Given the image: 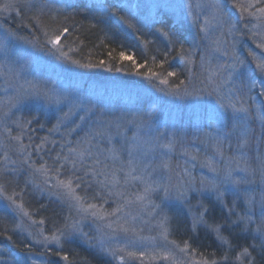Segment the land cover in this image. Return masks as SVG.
Listing matches in <instances>:
<instances>
[{
    "label": "snow or ice",
    "instance_id": "1",
    "mask_svg": "<svg viewBox=\"0 0 264 264\" xmlns=\"http://www.w3.org/2000/svg\"><path fill=\"white\" fill-rule=\"evenodd\" d=\"M64 3V8H56L52 0H43L39 4L33 3L32 0H25L23 4L20 0H5V3L0 4V12L15 10L16 14L20 15L23 8L34 10V14L28 19L43 30L45 37H48L46 43L52 45L49 51L53 56L58 54L57 58H63L80 67H94L91 63L81 64L78 60L70 59L68 52H65L64 46L61 45V38L69 34L68 26L57 28L51 36L45 30L46 26L41 20L43 16H48L50 20H56L58 16H63L64 20L73 19L72 14L66 13L65 9L73 8L75 5L68 0H64ZM155 7L163 9L185 7V5L157 4ZM186 7L189 11L192 10L191 0ZM234 7L241 13V18L247 16L256 20L257 23L253 24L252 28H249L247 23L244 28L250 33V39L259 40L256 44L259 52L248 50V56L255 62V69L251 72L246 61L237 53L235 40L230 45L231 51L225 49L221 52L220 39L212 38V44L216 47H206L200 56L199 69L200 74L204 76L202 83L210 85L207 95L215 97L216 106L225 111L230 109L232 112L231 123L217 121L212 125V131L202 134L201 144L211 150V155H204L201 159L199 149L197 154H191L184 147L183 139L177 133H160L153 138L160 141L163 137V142L158 146L172 152L179 145L183 149L182 154L188 158L185 166L182 167L177 162L173 167L170 157L158 163H144L141 157L147 153L140 150L139 142L142 137L139 134H134L132 137L136 143H130L126 148L123 145L117 148L113 144L112 129L115 127L119 135L118 130L121 127L118 118L116 121L100 119L95 122L92 129L75 142L65 141L61 145V151L50 157L51 163H49L40 154H50L54 151L48 145L55 144V141H49L47 137H44L38 138V142H33L32 136L28 135L27 139L30 143L23 142L27 132L34 131L30 127L33 120H14L13 123L20 129L16 135H12V129L5 125L4 132L7 134L9 143L0 145L5 149L0 155V166H2L0 176L17 171L16 167L9 168V165L18 163L28 165L33 176L39 175L43 178L44 185L55 181L51 183V188L55 189L56 198L64 202L69 212L63 218L62 224L54 223L53 230L45 235L43 227L45 220L33 219L25 210L23 203H17L15 197L20 194L14 191L12 195H7L5 185L0 184V199L7 201L6 210L11 211L14 217L17 215L28 217L32 225L38 226L36 234L39 239H33L32 245H39L43 249L36 254L40 257L37 259L29 246L27 251L17 258L16 264H54L50 260L45 261L43 259L45 256H55L64 264H81L80 261L70 258L69 252L64 251L65 243H71L77 238L85 242L89 248L97 250L104 256H110L113 260H118L120 264H129V261L133 264L137 261L139 264H157V262H163V264H264V111H262L264 106L249 103L253 100L251 93L254 90L258 89V94L264 96V0H240L234 3ZM118 8L120 6L113 5V10L110 11L105 0H98L91 6V10L99 14L98 18L101 22L107 21L115 24L116 27L123 24L128 29L139 32L140 28L125 17L119 16L117 19ZM195 8L208 10L205 12L202 24L199 23L200 15L193 13L192 22L197 25V36L201 32L204 33L201 39H208L210 30H220L226 24L229 25V34L235 28L224 13L220 0L197 3ZM156 25L161 26L156 27ZM91 26L96 27L95 24ZM144 26L157 38H163L166 41L168 51L163 53L165 59L160 62L161 66L167 62L169 53L174 49L177 50V56L180 59L193 67L196 66L193 57L196 55L194 49L197 46L185 48L184 41L187 38L177 35L166 19L152 18L151 23ZM223 35L224 33L221 32V36ZM68 51L71 52L72 49ZM217 52L228 57L229 62L213 63L216 59L214 54ZM111 55L110 52L109 56ZM119 58L130 59L133 64H136V61L123 51L119 53ZM152 59L155 61L156 58L152 57ZM99 63L104 64V61L101 60ZM136 66L140 68L144 65L136 64ZM167 76L176 77L177 73L168 71ZM152 77L159 79L161 85H169V80L161 78L157 73H152L149 79ZM237 80L240 81L239 86L236 84ZM184 84L185 81L181 80L178 84L170 86L167 90L168 94L200 95L203 92V89H194L192 93H189L188 89L183 87ZM225 87L229 89L227 94L223 92ZM160 91L165 89L161 88ZM32 97L43 99L49 104L67 103L69 105L68 111L63 112L58 125L55 126L71 124L72 127L68 130L69 135L82 127L81 124L76 123V119L87 122L89 117L96 114L95 107L90 103L89 105H85L82 101L73 103L67 96H61L51 89L28 82V87L18 84L8 100V111L4 113V116L7 117L13 108H17ZM85 110H87V116L79 115ZM252 121H258V127L251 126ZM129 123H134L140 129L144 121L141 118L139 123L136 121H129ZM40 126L43 127V125ZM48 131L52 133L54 129L50 128ZM124 152H127L126 157L123 155ZM9 153L18 155V159L13 160ZM137 153L140 155L138 156ZM33 154L37 155L41 161L38 167L32 160ZM189 160L198 161L201 167L208 168L213 173V177L208 179L203 176H194L191 169L187 167ZM137 184L143 186L142 190H131L135 189ZM230 189L233 198L229 204L226 196ZM159 192L164 193L159 203L150 199L152 193ZM173 194H175L174 197ZM192 194L200 197L195 205V212L192 211ZM208 197L213 199L212 205L203 202ZM173 198L188 207L192 232L203 228L207 234L214 237L220 250L219 258L215 250L206 255L198 248H194L189 240H184L182 243L169 240L171 218L164 211V207ZM241 203L245 205L243 211L238 210ZM215 204H219L222 209L220 217L213 215ZM105 205H111V207L106 208ZM89 221L96 225L94 229L97 233L96 237L84 231ZM16 228L22 229L23 225L18 223ZM145 228L157 232L158 237L164 242L163 248H153L151 251L146 248L140 251L130 250V248H141L145 239H157V236L144 237L142 233ZM235 228H240L241 234L250 237L251 242L234 245L231 237L235 235ZM7 231V229L0 231V236H6L11 241L12 236L7 235ZM94 239L96 244L92 243Z\"/></svg>",
    "mask_w": 264,
    "mask_h": 264
},
{
    "label": "trees",
    "instance_id": "2",
    "mask_svg": "<svg viewBox=\"0 0 264 264\" xmlns=\"http://www.w3.org/2000/svg\"><path fill=\"white\" fill-rule=\"evenodd\" d=\"M42 2L43 0H34L33 3L39 4ZM68 2L75 5L73 8L65 9L66 13L72 14L73 19L64 20L63 16H58L56 20H50L48 16H43L41 17V20L43 25L46 26L45 30L49 32V36H51L53 32L59 27H69V34L61 38V45L64 46L65 52H68L70 59L78 60L81 64L91 63L94 65V67H80L68 62V60L60 58L61 61H63V68L65 66L70 70L75 68L84 79L83 82L85 85V91L90 90L91 93H96L95 98L97 96H101V93L102 95H105L108 91V88L110 86H114L115 91L117 90V93L120 96L116 98L117 102L121 101L122 98L125 97L124 94H128V97L132 99V103L134 104L136 101L135 99L138 98L136 105H130H132V108L135 111L137 110V113L140 116L142 114L141 110H144L143 114H145L147 107L146 105H150V101H152V98L154 97V99H157L155 103H158L155 112H160V108L166 110V118L169 122L171 117L173 119L174 114L181 113L178 111V108L172 107L177 106L176 102L179 103V99L181 97L168 94L167 90L170 86H174L175 84H178L179 81L183 80L185 81L183 87H186L189 91L193 86L208 87V89L210 88V85L202 83L204 76L200 74L199 69V64L201 62V52H196V55L194 56V62L196 66H192L191 72L189 71V69H191V65L187 64L184 60L177 56L176 49L169 53L167 62L161 66L160 62L165 59L163 53L168 51L166 47V41H164L163 38H157V36L153 35L152 32H150L149 29L144 26L146 23L143 22L142 19L138 18L135 13L130 12V10L122 6L121 3H118L117 0H105L108 9L111 11L113 10V5L120 6L122 10H120V8L117 9V19L119 16L125 17V19L129 20L132 24L136 25V27L140 28L139 32L135 31L134 29H128L127 26L123 24H121L119 27H116V25L113 23H109L107 21L101 22L98 18L99 14L91 10V6L97 3L98 0H68ZM235 2H240V0H226L224 6H222L223 11L227 14V18L234 22L237 26L236 28H238V33L240 35L239 42L241 47H243V50H245V54L242 55V58L247 64L255 66V62H253L251 57L248 56V50L251 49L258 53L259 50L256 48V44L259 43V40L250 39V33L247 31V29L241 27V25L247 23L248 27L252 28V25L256 24L257 22L251 17L245 16V18H241V13L234 7ZM1 3L2 1L0 0V4ZM20 3L23 4L25 1ZM52 3L56 8L65 7L64 0H52ZM33 14L34 10L30 11L27 8H23L19 15V22H17L16 18L12 14L9 16V18H4V16L0 14V36L2 34L1 28H5L7 32L17 34L18 36L29 40L37 53L41 54L42 56H46L50 52L46 43L48 37H45L43 30L36 27L34 23L28 19V17L32 16ZM163 14L164 13L156 15V18L166 19L172 29L176 31L177 35L181 36L182 38H187L184 41L185 48L193 47L195 39L189 30V27L176 20L173 16L167 14V12L166 16ZM138 21L140 23H138ZM92 24H95L96 27H92ZM160 26L161 25H156V27ZM200 37H203V35L199 34L198 42H200V44L206 48L209 44V39H201ZM145 41H147V43H145ZM69 49H72V51L69 52ZM121 51L125 52L127 56H131L136 61V64L144 66L137 68L136 64H133L132 60L120 59L119 53ZM110 52L112 53L111 56H109ZM152 57L156 58L155 61H153ZM101 60L104 61V64L99 63ZM168 71L176 72L177 76L168 77ZM152 73H157L161 78L168 79L169 85H161L159 83V79L155 77L149 79ZM87 84L89 85V89L86 88ZM161 88L165 89V91H160ZM145 92L147 93V95H145L146 99L141 100V95L145 94ZM132 97L135 98L134 101ZM182 97H184V109L182 110L183 116L186 113L185 110H187L189 113V119L197 116H199L200 119L206 118L204 115L207 112L206 109H204L203 112H196L197 104H202L196 100L190 101L191 103L189 104V109H187L188 104L186 103L189 100H192V94L183 95ZM213 98L215 99V97ZM128 102L131 103L129 99ZM256 102L257 101L254 99L249 101V103H253L255 105ZM213 105L216 107L215 103H213ZM217 109L222 111V114L225 115V123H231V110L229 109L228 111H225L218 106ZM214 113L215 118L212 119H220L221 114L218 113V111H215ZM18 114L21 115L22 120H33V123L30 125V127L31 129H34L35 134H31L32 131L27 132L26 136L23 138L24 143H30L27 140V136L29 134L35 136L33 142H38V138L44 137H47L49 141L56 142L55 144L50 143L48 145V147L53 148L54 151H52L50 154H40L45 160H48L49 163H51L50 157L55 156L56 152L61 151V145L64 144L65 141L71 140L75 142L78 138H81L86 132L89 131V127L84 125L77 132L69 135L68 130L72 127L71 124L55 127L58 125L59 120L56 116V113L46 112L39 107H35V109L24 108V110L22 109V111H20ZM163 116L164 113L161 112L160 115H157L156 117H154V115H150V117H144V119L149 123L150 126H157L155 127L157 129V133H162L163 130L165 131L167 129L165 127L167 125V120ZM177 117V115L174 116V118H176L174 123L175 131L177 135L181 137L180 132H183V125L191 126L194 122H192V120L182 121L181 116L178 117L177 120ZM14 119H16V115L11 116V122H8V128L12 129V135H16L18 132H20V129H14ZM164 119L166 123H163ZM76 123L80 124V121L76 119ZM40 125H43V127ZM149 125L143 130H146ZM251 126L258 127V121H252ZM50 128L54 129L52 133H49L48 131ZM126 140L127 144L136 143L131 138ZM117 142L113 143L116 144V146H119L121 143ZM6 143L7 134H5L4 127H2L0 124V145ZM183 144L188 143L183 140ZM194 148L195 147H189L187 149L189 152L192 151L193 154H197V150ZM66 150L67 149L65 148L64 151L66 152ZM182 152L183 149L180 148L179 145L177 146L176 150L172 151L170 158L172 160L173 167H175L177 162L180 163L179 159L180 156L183 155ZM2 154L3 147H0V155ZM9 154L12 155L11 153ZM26 155L27 154L25 153V156ZM199 156L202 157L204 155H201V152H199ZM12 159L17 160L18 155H12ZM32 160L35 161L37 167L41 163L38 156L35 154H33ZM10 166L16 167L17 171L12 174L5 173L3 176H0V184H4L7 188V195H12L14 191L20 194L15 197L17 199V203H23L25 210L30 213L33 219L39 221L41 218H43L45 220L43 227L45 229V235H48L49 231L53 230V224H62L63 218L69 214L67 206L62 200H58L56 198V195L54 194L55 189L51 188V183H55V181L53 180L49 185H44L42 183L43 178L39 175L33 176L31 169H29L26 164L18 163L17 165H9V168H12ZM177 170L179 171V169ZM49 175H52V173H49ZM77 191L79 192L80 190L78 189ZM163 195V192L152 193L150 198L155 196V200H157ZM173 196H175V194H173ZM232 198L233 197L230 190L229 194L226 196V200L229 204L231 203ZM198 199H200V197H198L196 194L191 195V205L193 212L196 211L195 205ZM0 200L3 201L5 205L7 204V201L3 199ZM203 202L205 204L212 205L213 199L208 197L205 198ZM171 204L173 210H177L181 216H178L177 220L171 219V234L169 238L171 240H176L179 243H182L184 240H189L194 248H198L200 252L205 253L206 255L215 250L217 258H219L220 250H218L217 242L211 234H207L203 228L198 229L197 232H192L190 230L188 207L176 200L172 201ZM105 207L109 208L111 205H105ZM244 207L245 205L241 203L238 210L243 211ZM221 212L222 209L220 208L219 204H215L213 207V215L220 217ZM18 223L23 225V229H27L30 237L26 235V232L20 233V231H16L15 228L16 224ZM5 229L8 230L7 235L12 236V240H8L6 236H0V249H8L13 253H24L30 246L35 254L43 251L39 245H32L33 239H39L36 234L38 231V226L32 225L28 217H22L19 215L14 217L12 212L6 210L5 206H3L0 207V231H4ZM86 230L87 226L84 228V231ZM234 233L235 235L231 237L232 243L234 245H243L251 242L250 237L241 234L240 228H235ZM225 235H227V233H225ZM53 249L55 250L54 246ZM64 251L69 252L70 258L80 261L81 264H114L110 258H105V256L99 253L97 250L89 248L87 244L82 242V240L79 238L73 240L71 243H65ZM43 259L45 261L50 260L54 262V264H64L63 261H59L55 256H45Z\"/></svg>",
    "mask_w": 264,
    "mask_h": 264
},
{
    "label": "rangeland",
    "instance_id": "3",
    "mask_svg": "<svg viewBox=\"0 0 264 264\" xmlns=\"http://www.w3.org/2000/svg\"><path fill=\"white\" fill-rule=\"evenodd\" d=\"M2 3H5V0H1ZM25 1V0H20V2ZM226 1V0H225ZM224 0H220L222 6H224L225 3ZM34 2V0H32ZM118 3H121L122 6H126L130 12H133L136 14V16L140 19L143 20V22L151 23L152 18H156V15L160 13H166L173 16L176 20L181 22L182 24L186 25L189 27V30L194 36V45L197 47L194 49L195 52H202L205 50V47L200 44L197 32L198 28L196 23H193L192 21L194 20V15L193 13L199 14L201 19L199 23L202 24L203 22V17L205 15V12L208 11L207 9L201 10L198 8H195V5L197 3H206L207 0H191V3L193 4V8L191 11L186 7V5L189 3V0H117ZM157 4H167V5H185V7H166L163 9H157L155 5ZM139 5V7H136ZM29 10V9H28ZM4 18H9V16L12 14L17 22L20 21L19 15L16 14L15 10H11L9 12H0ZM137 18V19H138ZM232 24L235 25V28L232 29L231 34H229V25H224V27L220 30H210L209 32V44L207 47H216V45L212 44V38H219L221 43H220V50L221 52L225 49H228L231 51L230 45L233 40H235V49L237 53L242 57V55L245 54V50H243V47H241V44L239 42L240 40V35L238 33V28H236V24L231 21ZM245 25V24H244ZM244 25H241V27L244 28ZM2 34L0 36V124L2 127H7L8 122H11V116L16 115V119H21V115L18 114L22 109L28 108V109H35V107H39L43 109L46 112H51V113H56L57 118H61L63 116V112L68 111L69 105L67 103H63L60 105L56 104H49L47 101L39 98H29L25 100L21 105H19L17 108H13L11 112L8 113V116L5 117L4 113L8 111L7 104L9 98L13 95L14 90L18 86V84H24L25 87H28V82L31 84L38 85L43 88H48L53 90L54 92L58 93L61 96H67L69 97V100L72 101L73 103L76 102H83L85 105H90L95 107L96 109V114L89 117L87 122L80 121V124L82 126L87 125L89 127L88 130H90L94 127L95 122L100 120V119H105V120H111V121H116L118 118L120 119L121 127L119 128V135H117V129L113 127L112 129V135L114 137L113 142L121 143L119 146H116L117 148L121 147L123 145L125 148L128 146L127 140L134 136V134H139L140 137H142V140L139 142L140 143V150L141 152L147 153V155L141 157L144 161V163H150V162H156L158 163L162 159H169L170 155L172 152H168L167 149H164L162 147H159L158 145L163 142V137H161L160 141H156L153 138L159 135L160 133L156 132L157 126L154 125H149V123L144 119V117H150V115H154L156 117L157 115H160V113H164V118L167 120V125L165 126L167 129L162 131V133H172L175 132V121L176 118H174L175 115L178 117H182V121H189L192 120L193 125L191 126H184L183 125V132L181 131V138L185 140L188 144H184L185 148L189 147H195L194 149L198 150L201 152V155H211V150L207 149V147L203 144H201V137L204 132H210L212 131V125L216 124L217 121H226V117L224 114H222V111H219L217 109V106L215 107L213 103H215V99L213 97H209L207 95V91L209 90L208 87H201V86H193L189 93H192L193 90H201L203 89L202 94L200 95H195L192 94V100H189L186 104H188L187 109H189V104L191 103L190 101L196 100L200 104H197L196 112L197 111H204V109L207 110L205 119H200L199 116L197 117H192V119H189V113L187 110H185V115H182V110L184 109V97L183 94L180 95L179 103L176 102L177 106H172L174 108H178V111H180V114H174L173 119L172 117L170 118L171 120L168 122V119L166 118V110H163L160 108V112L156 113L155 109L158 105V103H155L157 99L152 98V101H150V105H146V111L145 114H143L144 110H141V115L137 113V110L135 111L132 108L133 104H137V99L133 98L136 100L135 104L132 103V99L128 97V94H124L121 101H116V98L120 97L117 93V90L115 91L114 86H110L108 88V91L106 92L105 95L97 96L95 98L96 93L90 92V90L85 91V85L83 82V77L80 75L79 72L74 68L73 70H70L66 68V66L63 68V61L61 59L63 58H57V56H53L50 52L46 56H42L41 54L37 53L35 51L34 46L32 43L27 40L26 38H23L21 36H18L17 34L7 32L5 28H1ZM7 32V33H6ZM221 32L224 33L223 36H221ZM201 35L204 36V33H200ZM49 47V50L52 49V45L47 44ZM216 59L213 61V63H226L228 61V57L222 56L220 52H217L214 54ZM201 56V55H200ZM195 57H193V60ZM191 65V70H192ZM247 67L249 71L251 72L252 70L255 69V66H252L251 64H247ZM191 72V71H190ZM240 81L237 80L236 84L239 86ZM114 85V84H112ZM87 89H89V85H86ZM228 87H225L223 89L224 94L228 93ZM123 94V93H122ZM147 93L141 95V100L146 99ZM252 97L254 100H256V105L257 106H264V96H260L258 94V89L254 90L251 93ZM111 100H108V99ZM128 99L131 103L128 102ZM191 99V98H190ZM104 101V102H101ZM172 101V100H171ZM129 103V104H128ZM207 103V104H204ZM138 106V105H137ZM160 106V105H159ZM155 107V108H154ZM138 109V108H135ZM215 111H218L220 113V119H212L215 118ZM262 111H264V107H262ZM18 112V113H17ZM139 112V111H138ZM199 112V113H202ZM140 113V112H139ZM198 113V114H199ZM79 114L87 116V110L80 112ZM102 114V115H101ZM156 115V116H155ZM153 117V118H154ZM177 117V120H178ZM143 119L144 123L141 129H145L146 126L149 125V127L146 130L138 129L134 123H129V121H136L137 123L140 122V119ZM14 119V120H16ZM165 119L163 123L165 122ZM90 121V122H89ZM154 121V120H151ZM214 122V123H213ZM186 123V122H184ZM205 126H204V124ZM15 125V124H13ZM179 128V127H178ZM14 129H18L16 125L14 126ZM19 133V132H18ZM6 134V133H5ZM31 134H35L34 131L31 132ZM30 135V134H29ZM26 136V135H25ZM24 136V137H25ZM33 138V141L35 139L34 135H30ZM23 137V138H24ZM189 137V138H188ZM28 140V139H27ZM29 142V141H28ZM136 142V141H135ZM9 143V140L7 138V143ZM13 146L14 145V142ZM26 144V143H25ZM5 149L3 148V152ZM167 152V155L165 153ZM191 154H193L192 151H190ZM123 155L126 157L127 152H124ZM139 156L140 154L137 153ZM24 158V157H20ZM201 159L203 158L200 157ZM188 160L186 156H180V165L183 167L185 166V162ZM193 163H195V167H193ZM28 166V165H27ZM9 167V166H8ZM12 167V166H10ZM187 167L191 169L192 174L196 175V177H206L208 179H211L213 177V173L209 171L208 168L201 167L200 163L197 162H192L188 161ZM142 185L137 184L135 189H131L133 191L139 189L142 190ZM6 188V187H5ZM7 189V188H6ZM231 190V189H230ZM229 190V191H230ZM174 197V196H173ZM151 200L159 203L160 199H156L155 196L153 198H150ZM176 199L173 198L171 201L167 202L164 211L167 213V215L171 219H178V216H181L180 213L177 212V210H173L171 207V202L175 201ZM177 201V200H176ZM5 206L4 202L0 200V207ZM20 224V223H19ZM96 225L92 224L89 221V225L87 226L86 232H89L93 237H96V233L93 231L95 229ZM16 231H20V233L26 232V235L30 237L29 232L27 229H17L15 228ZM25 230V231H24ZM92 230V231H90ZM93 232V233H92ZM142 235L144 237H151V236H157L156 240H148L145 239L143 241L142 247L141 248H134L130 250H136L140 251L143 250L144 248L148 249L151 251L153 248H163L164 247V242L158 237L157 232L155 231H149L147 228L143 231ZM169 240H171L169 238ZM33 241V240H32ZM93 244H96V240L94 239L92 241ZM98 247V246H97ZM170 247V245H169ZM6 253V254H5ZM23 253H13L12 251L8 249H0V264H16V260L19 256H21ZM35 258L39 259V256H36L35 252H33ZM110 258V256H105V258ZM12 259V260H11ZM15 259V260H14ZM114 264H120L118 260H113L111 259ZM129 264H133L132 261H129ZM135 264H139V262H135ZM157 264H163V262H157Z\"/></svg>",
    "mask_w": 264,
    "mask_h": 264
}]
</instances>
